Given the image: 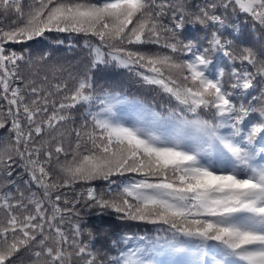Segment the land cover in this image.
<instances>
[{"label":"snow or ice","instance_id":"6c2138e0","mask_svg":"<svg viewBox=\"0 0 264 264\" xmlns=\"http://www.w3.org/2000/svg\"><path fill=\"white\" fill-rule=\"evenodd\" d=\"M0 10L14 11L19 21L0 28V130L11 131L0 147V264H165L159 258L176 253L189 257L186 264H264V0L191 7L185 0H29L26 10L22 0H0ZM238 13L259 26V51L245 46L237 55L224 39L223 29L238 30L228 19ZM186 23L200 26L207 46L181 37ZM53 33L99 41L85 40L90 69L70 77L71 86L47 74L37 84L31 77L38 71L25 79L21 62L32 68L50 54L34 60L6 47ZM126 44L169 51H132ZM216 54L230 64L227 78ZM109 59L145 69L137 75L176 106L165 115L140 104L136 121L123 122L117 106L130 102L118 93L98 95L90 74ZM62 70L49 68L54 79ZM94 101L99 110L87 111L81 128L68 132L72 110ZM17 163L28 176L27 191L16 185ZM126 173L140 178L107 197L93 187L74 199L61 191L115 183L112 177ZM82 198L85 207L160 227L154 237L120 234L104 219L88 227L76 219ZM99 237L109 252L94 249Z\"/></svg>","mask_w":264,"mask_h":264},{"label":"trees","instance_id":"16d2710c","mask_svg":"<svg viewBox=\"0 0 264 264\" xmlns=\"http://www.w3.org/2000/svg\"><path fill=\"white\" fill-rule=\"evenodd\" d=\"M29 0H22V7H27ZM159 3L160 0H157ZM168 2V0H166ZM176 3L178 0H171ZM186 4L191 7L193 4H203L205 0H185ZM171 11V10H169ZM195 11V9H193ZM229 23L235 20L238 26V30H234L233 27L229 26L223 29L224 39L233 41V51L240 54V51L245 46L253 47L259 51L261 43L258 42L255 37L262 34L258 25L244 14L238 13L236 16L229 14ZM165 24L169 23L168 17L163 18ZM13 22H19L17 14L14 11L4 12L0 10V28L7 29ZM181 37L185 40H196L198 45L207 46L205 42V32L200 28L199 25L186 23L185 30L181 34ZM88 39L92 44H98L99 41L94 37H85L83 34H69V33H53L51 35L46 34L43 38H37L33 41H26L23 43H10L6 45L7 48L16 51H26L30 53L35 60L42 54H50L48 59L38 66L28 67L24 62H21V75L25 79L31 77L33 71H38L39 75L31 77L36 79L37 84H40L41 77L45 74L48 75L49 81L55 83L61 80H67L69 85L73 83L70 77H75L89 71L92 55L90 50L85 46V40ZM57 40L63 41V43L57 42ZM132 51L142 52H168V49L162 47V44H144V45H123ZM107 51V49H105ZM216 68H223L225 70L227 78V72L230 68L228 60L220 54L213 56ZM51 65L62 66V71L56 73V79L53 78L52 72L49 71ZM237 66L239 62L237 61ZM144 71L138 66L133 67L131 70L118 66L115 62L109 59V62L104 65H98L96 69L91 70L90 74L93 77L96 93L102 94L104 92L118 93L121 97L126 98L130 103H124L117 106V110L120 113V119L127 123L132 124L138 118L139 107L138 105L143 104L151 106L156 111L162 114H167V110L171 107L176 106V102L172 100L166 93L162 92L157 86L146 84L143 79L137 75V72ZM147 74V73H146ZM50 87V85H47ZM2 103V102H0ZM100 105L94 101L89 106H78L72 110L73 119L68 121L64 127L68 132L72 129H80L81 125L86 119L87 111L96 112L99 110ZM88 125L91 126V119L87 117ZM11 137L10 130H0V147H3ZM68 139L75 141V136L72 135ZM67 143V141H66ZM140 177L136 174L126 173L124 176L112 177L115 181L112 183L108 180H95L90 184H77L74 188H64L61 191L68 197V199H74L81 191H85L88 187H93L98 193L103 192L105 196L112 194L114 195L118 191V185H122L134 179ZM7 181V177H4ZM14 179L16 185L21 190L27 191V186L24 183L28 180L27 174L19 166V163L15 166ZM4 190H8L5 187ZM13 192L15 188L13 187ZM80 211L81 223L92 227L93 225H99L100 220L104 219L109 223V227L114 228L118 233H133L137 235H146L154 237L157 234V225L145 224L136 221H125L121 220L119 214L105 210L103 213L99 209L85 207L83 198L81 204L77 206ZM70 231V225L67 226ZM166 227V226H165ZM94 249L106 253L111 249V245L103 237H99L92 241ZM110 254H115L111 252ZM164 261L165 264H185L189 257L185 253H176L174 255H163L159 258Z\"/></svg>","mask_w":264,"mask_h":264},{"label":"rangeland","instance_id":"374dc122","mask_svg":"<svg viewBox=\"0 0 264 264\" xmlns=\"http://www.w3.org/2000/svg\"><path fill=\"white\" fill-rule=\"evenodd\" d=\"M129 125H131V124H129ZM169 264H173V263H169ZM186 264V263H185Z\"/></svg>","mask_w":264,"mask_h":264}]
</instances>
